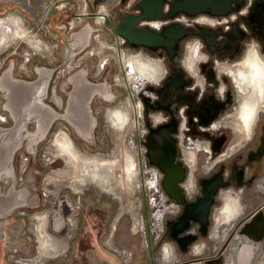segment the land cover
<instances>
[{
    "label": "rangeland",
    "instance_id": "obj_1",
    "mask_svg": "<svg viewBox=\"0 0 264 264\" xmlns=\"http://www.w3.org/2000/svg\"><path fill=\"white\" fill-rule=\"evenodd\" d=\"M130 1L127 0V4ZM29 2L31 10L25 4L0 1V19L19 17L28 34L0 52V264H264V118L257 134L260 119L251 140L243 142L238 149L227 151L235 140L231 132L227 134L224 130L215 140L227 136L228 143L224 149L217 150L212 159L203 155L206 153L185 149L186 160L193 153L195 161L193 166L184 165L187 172L185 189L188 194L194 192L193 196H186L188 200L193 199L192 207L199 205L207 200V189L214 184L211 204L206 212L196 217L197 220L188 219L190 228L199 227V231L188 235V246H182L173 232L182 205L168 199V204H176L180 209L177 213L171 211L164 215L166 232L158 244H151L148 233L152 222L149 221L156 212L149 206L151 184L144 180L152 171L144 167L142 159L146 157L145 133L152 116L156 115L149 109L147 96L153 93L156 83H149L142 91L131 82L125 84L116 56L109 49L114 46L116 37L110 33L107 23H95L99 9L105 7L110 13L111 9L120 7L121 0H114L111 5L107 0H89L87 3L85 0H54L48 5L49 16L43 20L33 12L40 5L39 0ZM89 24L96 28L93 42L85 47H75L76 36L86 31ZM121 50L128 56L141 53L143 59H157V56L125 43ZM191 56L188 53V59ZM197 59L200 63L206 60L200 54ZM82 79L87 86L107 84L115 93L110 102L100 96L93 98L91 114L95 118V129L88 142L74 127L80 114L76 112L77 103L73 106L72 98L80 95ZM11 81L28 83L32 87L26 92L15 88ZM233 104L227 103L224 108L225 114L229 115L228 122L236 120V110L231 111ZM115 110L125 111L130 117L128 126L124 125L125 129L122 126L121 131L108 118ZM226 125V129L232 127ZM60 131L69 134L75 145L76 158L69 164L59 157L62 152L54 145ZM84 155V160L79 159ZM124 156L133 158L135 167L132 170L138 172L139 182L132 184L127 180L129 184L120 179ZM180 158L182 161L181 151ZM113 161L115 169H109V172L105 167ZM78 162L83 163L82 169ZM103 171L111 174L105 188L111 192L103 191L92 181L93 176L104 174ZM75 174L82 175L78 178ZM74 190L77 192H72ZM228 195L237 199L239 212L236 211L237 216L232 222L227 221V225L218 213ZM191 210L188 209V213ZM143 224L142 231L135 229ZM38 225L43 226L42 231L55 245L60 244L56 239L64 241L65 252L54 248L47 251V258L37 260ZM55 226L62 227V232H56ZM168 243L176 251L177 261L172 263L160 260L161 249ZM125 253L129 257L121 256Z\"/></svg>",
    "mask_w": 264,
    "mask_h": 264
},
{
    "label": "flooded vegetation",
    "instance_id": "obj_2",
    "mask_svg": "<svg viewBox=\"0 0 264 264\" xmlns=\"http://www.w3.org/2000/svg\"><path fill=\"white\" fill-rule=\"evenodd\" d=\"M13 1L18 3L21 2L28 7L30 6L29 0ZM140 1L141 0H137L134 3V1L131 0L130 3L127 4V0H121V5H118L120 7L111 9L110 13L103 7L101 9L102 12L100 11L101 19L99 20L103 22L106 17V23L110 33L116 37L115 46L110 49H118L122 54L124 51L121 50V48L125 43L132 48L144 50L157 56L156 60L145 59L151 62L160 74V79H158L159 82L157 81L158 84H156L152 90L154 99L151 100L148 98L147 101L149 109L156 112V115L158 114V116L154 117H156L159 122L154 124L152 121L153 117L151 118L150 126L145 133L146 157H143L142 162L145 168L151 167L148 163L150 162V164L154 166L151 168L159 170H157V172L161 178L159 182L160 190L165 197L166 195L162 188L165 174L162 172L160 166L173 163L184 169V161L187 166L185 149L188 148L190 143L181 146L179 142L182 116L184 120L182 128L184 129V124H186V128L189 132L187 138L192 142L201 141V143L207 142V144H209L211 154L209 156L203 154L207 159L208 157L211 159L213 158V149L220 150L222 147L223 149L226 147L228 141L224 147V139L222 138L212 144L223 130L227 134L228 131L233 134L230 129H226V124L228 123L227 117L229 115L225 114L224 108L227 103L233 102L234 106L232 105L231 111H235L234 109L237 108L238 90L230 75L222 71V67L233 66L236 62L242 60L252 48H255L264 59V0H190L191 3L188 4V14L180 12L173 16L170 14L176 0H164L162 8L154 12H149L147 15L148 17L144 19V21L134 25L132 24V17H139L144 14L143 11L138 8ZM53 2L54 0H39L40 5L34 9L32 8L33 12H35L34 14L40 16L42 20L46 19L49 16V11L46 14V10L49 8L48 5ZM7 18L17 19L22 24L21 19L16 16H8L0 20H6ZM130 25H132L133 30L147 28L157 33L160 37L159 41L152 46H140L130 43L128 39H123L115 35L118 29H123L128 32ZM176 26H180L182 31L178 34H173L172 29ZM14 44L17 43L14 42L13 45ZM195 47L197 51H199L198 53L206 58L205 62L198 66L199 75L203 83H199L196 77L188 72V53L190 49H195ZM117 54L118 52L115 56L119 64ZM137 55L141 56V53ZM120 77L123 82H125L122 71ZM262 118H264V114L259 121L255 135L257 134L259 126L262 125ZM166 125H174L175 128L169 135L158 134V131L170 130V128H166ZM158 140L161 143V148L158 149V151H151L149 147L150 141L153 143ZM180 151L183 154V162L180 158ZM186 175L187 172L184 169V178H186ZM186 182L180 186L186 192L185 194L189 196L185 189ZM186 195L184 199L185 203L182 205L180 211L177 209V212L179 211V216L173 229L174 235L178 237V244L182 246H188V242H190V240L188 241V235L191 234L192 236L199 231V227L192 230L188 223V215H191L188 213V209L191 210V204L194 201L193 199L188 200ZM165 198L168 200L167 196ZM166 205L170 207L168 201H166ZM173 205L179 208L176 204H171V206ZM149 206L151 207L150 204ZM151 220L149 222H151ZM143 227L141 225V228L138 226L135 227V229H140V231H142ZM54 230L61 233L62 227L55 226ZM149 230V243L154 245L162 240L166 232L164 222L163 230L158 234L157 239L156 236L153 235L154 229L152 226ZM146 237L148 238V236ZM142 239H145V235L143 234ZM56 240L60 244L64 243V241ZM37 244H39L38 241ZM38 249V256L36 259L41 256L39 245ZM60 249L63 253L67 247H65V249L60 247ZM173 249L174 252H176L175 247ZM162 250L163 249H161V252ZM121 256L126 258L129 257L126 253L121 254ZM42 257L47 258L48 256L43 255Z\"/></svg>",
    "mask_w": 264,
    "mask_h": 264
},
{
    "label": "bare ground",
    "instance_id": "obj_3",
    "mask_svg": "<svg viewBox=\"0 0 264 264\" xmlns=\"http://www.w3.org/2000/svg\"><path fill=\"white\" fill-rule=\"evenodd\" d=\"M86 3L89 0H85ZM84 2V1H83ZM109 3H113L114 0H108ZM21 3V2H20ZM85 3V2H84ZM23 4V3H21ZM26 7H28L27 5H25ZM30 8V7H29ZM103 8V7H102ZM101 8V9H102ZM101 9H99V11L96 13V17H95V23L96 24H106V17L104 18L103 22L100 21L99 19H101L100 15H101ZM30 10V9H29ZM101 11V12H100ZM105 13V12H104ZM103 13V14H104ZM107 13V12H106ZM108 15V14H106ZM96 32V28L93 27L91 24H89L88 28L86 29V31H83L81 33H79L76 36V41H75V47L77 48H81V47H85L87 45H89L90 43L93 42L94 38L93 35ZM28 36L27 34V30L25 28H23L22 24L16 19H6V20H0V51H2L3 49H6L8 47H10L11 45H13L14 42L19 41V39H25V37ZM30 40H32L31 37ZM27 40V39H26ZM29 40V41H30ZM25 41V40H24ZM23 41V42H24ZM85 41V42H84ZM102 41V40H101ZM22 42V43H23ZM84 42V43H83ZM28 43V41H27ZM103 42H101L102 44ZM105 43V42H104ZM103 43V44H104ZM30 45L33 44V42L29 43ZM29 45V46H30ZM41 45V44H40ZM108 45V44H107ZM106 45V46H107ZM101 46V45H100ZM115 46V45H114ZM113 46V47H114ZM197 46V45H196ZM34 47V44L33 46ZM41 47V46H40ZM102 47V46H101ZM118 47V46H117ZM36 48V47H35ZM32 48V49H35ZM49 48V47H48ZM112 48V47H110ZM109 48V49H110ZM192 48V47H191ZM114 49V48H113ZM250 49V48H249ZM38 50V49H37ZM112 50V49H111ZM116 50V49H115ZM112 50L114 54H116L118 52V62L120 65V69L123 73V78L125 80V84L128 85V83H133L135 86H137L138 88L142 90L146 89V85L150 84H158L157 81L159 82L158 79H160V74L159 71L157 70V68L149 61L143 59L140 55H125V53H120L119 50L115 51ZM34 51V50H33ZM36 51V50H35ZM34 51V52H35ZM40 51V50H39ZM44 51V50H42ZM49 51V50H48ZM99 51V50H98ZM41 52V51H40ZM104 52V51H103ZM199 51H197L196 47L195 49L193 48L192 50H189V54H191L192 56L187 60L188 61V72H190L194 77H196V79L198 80L199 83H203L201 76L199 75V70H198V66L201 64L199 59H197V55ZM98 53V52H97ZM105 53V52H104ZM38 54V53H36ZM92 53H90L91 55ZM99 54V53H98ZM39 55V54H38ZM37 55V56H38ZM89 55V56H90ZM94 55V54H93ZM97 55V54H95ZM111 55V54H110ZM41 56V55H40ZM98 56V55H97ZM126 56H128L129 58H127ZM104 58L106 57L103 56ZM108 57V56H107ZM98 58V57H97ZM103 58V59H104ZM107 59V58H106ZM109 59V58H108ZM113 59V58H112ZM105 60V59H104ZM114 61V60H113ZM12 69V68H11ZM218 71V70H217ZM222 71H224L225 73H227L228 75H230V77L233 79L234 84L236 85L237 88V95H238V99H237V108L235 109V114H236V120L235 121H230L228 122L230 124V126H232L231 128L229 127L228 129H230L233 134H234V140L235 142L233 143V145H231V147L227 150V151H231L233 148H239V146H241V144L243 142H247L250 141L252 138V133L253 130L255 128V126H257L259 119H261L262 114L264 113V59L259 55V53L256 51L255 48L250 49V51L247 52L246 56L236 62L233 66H224L222 68ZM219 73V72H218ZM85 79V78H84ZM82 79V81L80 82L81 86H80V95L79 96H75V98H72V103L73 106L75 103V109L76 112L78 114H80V116H78L79 118L77 119V124L74 126L75 130L77 132V134L84 139L86 142L92 140L93 135H94V129H95V118L94 116L91 114V103L94 97L96 96H100L101 98L107 100V101H113L115 98V93L111 90V88L107 85H100V86H87L86 81ZM12 82V81H11ZM130 83V84H131ZM132 89V87H131ZM139 91V90H138ZM149 95V94H148ZM55 99V98H54ZM41 101V100H40ZM39 101V102H40ZM71 103V104H72ZM44 102H41V105H43ZM58 104V103H57ZM59 107V106H57ZM136 108V107H135ZM50 109V108H49ZM122 110V109H121ZM121 110H115L113 111L110 116H108V118L110 117V119L112 120L113 124H116V127H120L119 130L121 129L122 126L126 125V123L129 122V118H128V113L125 114V111H121ZM127 112V111H126ZM154 116H158L154 115ZM152 116V117H154ZM161 116V115H160ZM235 116V115H234ZM244 117H248L247 120L244 119ZM183 116L181 117V127H180V133H179V142L180 145H186L188 143H192L188 146V148H186V150H188V152L192 151V152H203L206 153L208 156L211 154V149L209 148V144L207 143H201V142H192L187 138V134L189 133L187 128H186V124H184V129L182 128V124L184 123V120L182 119ZM164 119V117H163ZM153 123L157 124L159 121L155 120V118H152ZM165 121V119H164ZM135 123V122H134ZM163 123V122H162ZM129 124V123H128ZM128 124L126 126H128ZM115 127V126H114ZM115 127V128H116ZM116 128V129H118ZM125 129V126L123 127ZM129 128V127H128ZM132 128V127H131ZM118 130V131H119ZM122 130V129H121ZM120 130V131H121ZM131 131V130H130ZM69 135V134H68ZM66 133H64L63 131H60V133L56 136L54 145H56L59 148V151H61L62 153L59 155V157L67 164H69V161H72V159L76 158V154H75V145L73 140L68 136ZM187 138V141L186 139ZM224 139V145L226 144L228 138L226 136H223ZM219 140V139H218ZM53 141V140H52ZM217 140L214 141V143H216ZM213 143V144H214ZM52 146V145H51ZM55 149V148H54ZM223 149V147L221 148ZM57 150V148H56ZM181 150V148H180ZM217 150L213 149V155ZM55 152V151H54ZM58 153V151H57ZM79 153V152H78ZM83 155V154H82ZM49 156V155H48ZM80 156V155H79ZM85 156V157H84ZM82 156V158L79 157V159H85L86 155ZM183 156V154H182ZM54 157V156H52ZM84 157V158H83ZM89 160L91 159V155L89 156ZM45 158V157H44ZM96 158V157H95ZM78 159V158H77ZM78 159V160H79ZM93 159V158H92ZM147 159V158H146ZM57 160V159H56ZM97 161V159H95ZM94 160V161H95ZM106 160V159H105ZM120 160V159H119ZM117 160V162L119 161ZM148 160V159H147ZM210 160V159H209ZM48 161V160H47ZM46 161V163H47ZM50 161V159H49ZM82 161V160H81ZM80 161V163H81ZM92 161V160H91ZM107 161V160H106ZM105 161V162H106ZM116 161V160H115ZM122 161V160H121ZM187 164L189 163L190 166L194 165V156L193 153H191V156H188V159L186 160ZM55 162V160H54ZM52 162V163H54ZM98 162H100L98 160ZM104 162V161H102ZM112 162V161H111ZM114 162V161H113ZM182 162H183V158H182ZM185 162V161H184ZM183 162V164L185 165V163ZM64 163V164H65ZM73 163V162H72ZM77 163V162H76ZM74 165H77V164ZM85 163V162H84ZM91 162H87V164ZM96 163V162H95ZM94 163V165H95ZM121 163V162H120ZM149 163V162H148ZM50 164V163H49ZM47 164V165H49ZM89 164V165H90ZM99 164V163H98ZM97 164V165H98ZM103 164V163H102ZM101 164V165H102ZM119 164V162L117 163ZM150 164V163H149ZM78 165L80 166V169H82V167L84 166L83 163L81 165H83L81 167V165L78 162ZM93 165V166H94ZM107 165L109 167H105L106 169L108 168L107 171L111 172L109 169H115L116 163H110ZM70 166V165H69ZM72 166V164H71ZM70 166V167H71ZM87 166V165H86ZM120 166V165H119ZM118 166V167H119ZM122 166V165H121ZM78 167V166H77ZM76 167V168H77ZM135 167V163L133 161V158L129 157V156H124L123 157V167H121V172H120V179L122 178V181H129L130 183H137L139 182V174L138 172H134ZM154 167V166H151ZM151 167H147L149 169V171H152V173H150V175H148L147 177H145V183L149 182L151 184V208L155 209L156 214L153 215L152 217V228L153 230V235L156 236V239L158 237V234H160L163 230V222H164V215L166 213L172 211L177 212V209L175 205L168 207L166 205V201H168L164 195L161 193L162 191L160 190V187L158 186V180L160 179V175H158L159 177L157 178L156 173L153 171V169ZM66 168V167H65ZM96 168V167H95ZM100 168V165H99ZM98 168V169H99ZM79 169V168H78ZM77 169V170H78ZM84 169V168H83ZM88 169V168H87ZM118 169V168H117ZM73 170V168H72ZM76 170V169H75ZM76 170V171H77ZM100 170V169H99ZM158 170V169H157ZM62 171V170H61ZM74 171V170H73ZM79 171V170H78ZM92 171V169H91ZM96 171V169H95ZM102 171V170H101ZM159 171V170H158ZM83 172V171H80ZM93 172V171H92ZM105 172V171H103ZM58 173V172H57ZM79 173V172H78ZM77 173V174H78ZM102 173V172H101ZM114 173V172H113ZM112 173V174H113ZM156 173V174H155ZM55 174V173H54ZM77 174H75L77 176ZM95 174V173H94ZM110 174V173H109ZM109 174L107 172H105L104 174H97L95 176L92 177V181L96 183V185L99 187H102L103 191H107V192H111V189H106V187H108V185L106 186V184H108V179L110 178ZM69 175V173H68ZM67 175V176H68ZM74 175V176H75ZM82 175V174H81ZM78 175V176H81ZM86 175V174H85ZM84 175V177H85ZM111 175V174H110ZM50 176V175H49ZM61 176V174H60ZM73 176V174H72ZM77 176V177H78ZM115 176V175H114ZM113 176V177H114ZM63 177V176H62ZM89 177V176H88ZM54 178V177H53ZM64 178V177H63ZM68 178V177H67ZM71 178V177H70ZM76 179V177H74ZM79 178V177H78ZM82 178V177H81ZM52 179V178H50ZM66 179V178H65ZM91 179V178H90ZM116 179V178H113ZM48 180V179H46ZM58 180V179H57ZM84 180V179H83ZM163 180V179H162ZM51 180H49L50 182ZM76 181V180H75ZM115 181V180H114ZM119 181V180H116ZM121 181V180H120ZM127 181V182H128ZM48 182V181H47ZM70 182V181H69ZM77 182V181H76ZM92 182V183H93ZM126 182V183H127ZM128 182V183H129ZM186 182V181H184ZM183 182V184H184ZM54 183V182H53ZM57 183V182H55ZM79 183V181H78ZM81 181H80V185H81ZM91 183V182H90ZM94 183V184H95ZM129 183V184H130ZM63 184V183H62ZM75 184V183H74ZM111 184V182H110ZM118 184V183H117ZM182 184V185H183ZM64 185V184H63ZM78 185V184H77ZM84 185V184H83ZM86 185V184H85ZM89 185V184H88ZM93 185L92 187L96 186ZM128 185V184H126ZM50 186V185H49ZM56 186H59L56 184ZM82 186V185H81ZM91 186V185H90ZM112 186V185H111ZM122 188H123V184H121ZM131 186V185H130ZM129 185L127 187H130ZM48 187V186H47ZM74 187V186H71ZM97 187V188H98ZM137 187V186H136ZM191 187V184H190ZM76 190L78 187H75ZM85 188V187H84ZM88 188V187H87ZM96 188V187H95ZM116 188V186H115ZM121 188V190H122ZM134 188V187H133ZM163 188V187H162ZM48 189V188H47ZM59 189V188H58ZM61 189V188H60ZM63 189V188H62ZM72 189V188H71ZM100 189V188H99ZM120 189V188H119ZM125 189V187L123 188V190ZM183 189V188H182ZM55 190H57V188L55 187ZM73 190V189H72ZM76 190L72 191L75 192ZM116 190V189H115ZM118 190V189H117ZM50 191V190H49ZM53 191V189H52ZM102 191V192H103ZM127 191V190H126ZM77 192V191H76ZM79 192V191H78ZM123 192V191H122ZM82 193V192H81ZM106 193V192H105ZM119 193V192H118ZM165 193V192H164ZM186 193V192H185ZM193 191H190V194H188L189 196H193ZM125 194V193H124ZM56 195V194H55ZM78 195H80L78 193ZM116 195V193H115ZM119 195V194H118ZM186 195V194H185ZM233 198V197H232ZM170 199V198H168ZM224 203H223V208H221V210L219 211L218 215L220 216L221 221H225V223L228 221V223L232 222V218L237 214L236 211L238 210L237 208V199H231V196H225V198L223 199ZM241 209V208H240ZM242 211V210H241ZM173 212V213H174ZM239 211H237L238 213ZM38 214V213H37ZM168 214V215H169ZM241 214V213H240ZM167 215V214H166ZM239 216V215H238ZM236 218V217H235ZM234 218V219H235ZM237 219V218H236ZM47 220V219H46ZM38 221V220H37ZM36 221V223H38ZM42 221V220H41ZM40 221V222H41ZM48 221V220H47ZM46 221V222H47ZM217 221V218H216ZM219 223V222H218ZM39 224V223H38ZM227 224V223H226ZM221 225V224H220ZM224 225V224H223ZM228 225V224H227ZM42 225H38V245L40 246V252H41V256L40 258L38 257L37 260H41V257L43 255L47 254V251L49 250H53L54 248L56 249H60V247H62V249H65V244H61V245H55L53 243V241L47 236L46 232H43L42 230ZM57 228V227H56ZM222 233V232H221ZM225 234V233H224ZM213 235V234H212ZM216 238V237H214ZM155 239V240H156ZM218 242V241H217ZM165 246V247H164ZM163 246V250L162 252H160L161 255V261L166 262V263H172L177 261L176 259V253L174 252V247H172L171 245H164ZM204 246V245H202ZM205 248V247H204ZM56 249V250H57ZM202 251V249H201ZM204 251V250H203ZM58 252V251H57ZM200 252V251H199ZM199 252H197L199 254ZM51 255V252H49ZM55 253V252H54ZM201 253V252H200ZM53 254V252H52ZM197 254V255H198ZM196 255V256H197ZM43 258V257H42ZM47 260V259H46ZM40 261V262H41ZM32 263V262H31ZM35 263V262H34ZM33 263V264H34ZM37 263V262H36ZM39 263V262H38Z\"/></svg>",
    "mask_w": 264,
    "mask_h": 264
},
{
    "label": "water",
    "instance_id": "obj_4",
    "mask_svg": "<svg viewBox=\"0 0 264 264\" xmlns=\"http://www.w3.org/2000/svg\"><path fill=\"white\" fill-rule=\"evenodd\" d=\"M3 2H12L16 3L13 0H0ZM98 2H101L102 0H97ZM108 1V0H107ZM125 2V1H124ZM109 5L112 3L107 2ZM190 0H176V2L172 6L171 16L176 15L177 13H187L188 14V4H190ZM164 0H141L140 4H138V8L143 11V15L139 17H132V24H136L138 22L144 21L148 16L149 12H154L155 10H158L163 7ZM50 11L48 8L46 10L47 12ZM160 11V10H159ZM153 17V16H152ZM182 31V28L180 26H176L174 29H172L173 34H178ZM115 35L118 37H121L123 39H128L130 43H134L136 45L140 46H152L155 45L160 37L157 35V33L152 32L148 30L147 28H141L137 30L132 29V25L129 26L128 32L124 31L123 29H118L115 32ZM167 35V34H166ZM11 84L15 88H19L23 91H29L32 86H29L31 84L28 83H22V82H11ZM37 97V95H36ZM31 104L33 100L31 99ZM50 110L54 111L51 106H49ZM55 113V112H54ZM166 128H170L169 131H161L157 132L160 135H169L173 129L175 128L174 125L167 126ZM20 129L18 130V132ZM150 150L155 151L161 148L160 141H155L152 143L150 141L149 144ZM162 172L165 174L164 181L162 182V187L168 198L175 201L178 205H183L185 203V195L182 191V188L180 185L183 184L186 178H184V169L181 166H176L173 163L169 165H161L160 166ZM215 189V185L211 184L210 187H208L207 191V200L200 203L199 205H196L192 207L191 215H188V219L192 218L194 220H197L196 216H199L202 212H206L208 210L209 205L211 204L212 200V194L211 191ZM195 215V216H194Z\"/></svg>",
    "mask_w": 264,
    "mask_h": 264
},
{
    "label": "built area",
    "instance_id": "obj_5",
    "mask_svg": "<svg viewBox=\"0 0 264 264\" xmlns=\"http://www.w3.org/2000/svg\"><path fill=\"white\" fill-rule=\"evenodd\" d=\"M147 98L153 100V99H154V95H153V93H149V95L147 96ZM142 227H143V226H142Z\"/></svg>",
    "mask_w": 264,
    "mask_h": 264
},
{
    "label": "snow or ice",
    "instance_id": "obj_6",
    "mask_svg": "<svg viewBox=\"0 0 264 264\" xmlns=\"http://www.w3.org/2000/svg\"><path fill=\"white\" fill-rule=\"evenodd\" d=\"M244 119H245V120H247V119H248V117H244Z\"/></svg>",
    "mask_w": 264,
    "mask_h": 264
}]
</instances>
